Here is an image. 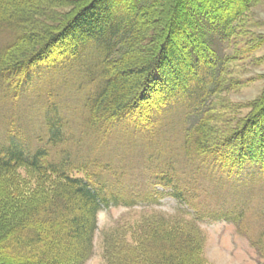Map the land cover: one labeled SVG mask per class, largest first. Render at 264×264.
Returning a JSON list of instances; mask_svg holds the SVG:
<instances>
[{
  "label": "trees",
  "instance_id": "16d2710c",
  "mask_svg": "<svg viewBox=\"0 0 264 264\" xmlns=\"http://www.w3.org/2000/svg\"><path fill=\"white\" fill-rule=\"evenodd\" d=\"M258 1L0 0V88L5 98H19L40 66L44 72L66 67L92 47L102 56L98 79L96 74L93 79L94 88L99 85L87 100L89 113L83 114L79 134L89 126L96 140L106 142L114 129L122 128L125 137L141 139L176 105L190 118L195 116V123L190 121L182 134L186 155L201 160L199 168L218 176L216 182L246 184L241 179L247 170L244 167L264 168V156L247 155V163H241L211 154L208 148L210 135L216 134L212 126L216 117L211 114L227 110L220 96L234 87L228 81L229 66L258 49L257 37L248 40L250 48L240 47L247 31L244 19ZM60 38L69 41L65 49L48 52ZM169 67L176 74L174 80L168 78ZM161 76H166L168 92L160 100L146 98L143 103L147 80ZM249 108L246 120L235 122L239 133L264 113V88ZM52 114L46 123L51 133L50 148L63 140L64 130L63 120ZM245 144L251 148L249 141ZM23 148L12 143L0 148L4 186L0 191V241L12 252L4 258L5 263L64 264L50 255L66 233L84 237L83 254L72 262L84 264L92 254L97 214L119 205H136L134 198L111 191L99 178L106 173L112 176V187L118 191L127 173L123 167L114 169L102 160L89 159L75 168L81 175L71 176L63 169L66 157L64 163L47 160L46 145L31 154ZM163 163L161 167H172ZM21 169L29 171L33 180L20 178ZM169 175L160 173L157 179L181 200L183 187L172 186ZM142 201L157 202L151 197ZM195 208L192 206L193 213L189 214L185 209L178 212L189 217L184 223H170L168 219L175 217L161 216L133 227L111 229L104 237V263L205 264L197 224L206 219L238 226L240 215Z\"/></svg>",
  "mask_w": 264,
  "mask_h": 264
},
{
  "label": "rangeland",
  "instance_id": "374dc122",
  "mask_svg": "<svg viewBox=\"0 0 264 264\" xmlns=\"http://www.w3.org/2000/svg\"><path fill=\"white\" fill-rule=\"evenodd\" d=\"M244 20L247 31L240 47H249L248 40L257 37L254 40L258 49L229 66L228 81L233 82L234 87L220 96L227 110L211 114L213 118L216 117L212 125L215 126L213 130L216 134L210 135L212 144L208 148L211 154L231 160L234 158L241 163H247L244 161L247 155L256 158L264 156V113L259 119L248 122L240 133L235 123L238 119L246 120L250 114L249 104L258 98L264 88V0H259ZM67 43L68 40L60 38L48 52H59L61 48L65 49ZM83 51L77 61L66 67L44 72L45 69L40 66L30 76V83L25 85L23 92H19V98H5V92L0 88V148L12 143L18 147L23 146L31 154L46 145L49 151L47 160L64 163L63 158L66 157L67 165H63V169L71 176L81 175L75 168L89 159L102 160L104 165L114 169L123 167L127 174L118 191L112 187L114 181L107 173L99 180L107 187L110 186L111 191L134 198L136 205H119L97 214L92 254L84 264H105L102 257L104 237L111 229L125 225L133 227L144 220L161 216L175 217L168 219L170 223L174 220L184 223L189 217L178 212L185 209L188 214L193 213L192 206L240 215L238 226L206 219L197 224L203 238L205 264H264V168L245 166L247 170H244L241 179L246 184L237 185L230 180L216 182L218 176L208 174L205 168H199L201 160L186 155L182 134L190 127V121L195 123V116L192 114L190 118L191 115L182 113L181 107L176 105L164 112L159 118L160 122L154 129L144 132L140 141L136 139L138 143L135 138L125 137L122 128L114 129L106 142L96 140L89 126H85L79 134L83 114L89 113L87 100L99 85L96 84L95 89L93 79L95 74L98 79L102 61L101 54L92 47ZM168 72V78L174 80L176 74L170 67ZM162 79L166 80V76L155 80L150 77L147 80V83L150 82L143 103L146 98L160 100L168 92V81ZM52 113L63 120L64 130L61 131L63 140L50 148L48 139L51 133L46 123L48 117L53 116ZM195 115L197 117V113ZM229 135L232 137L227 139ZM246 141H249L250 149H247ZM163 162L172 164V167H161ZM159 172L170 174L172 186L183 187L184 196L181 200L162 187L157 179ZM18 174L20 178L29 179L27 181L33 180L26 169L19 170ZM1 181L0 191L4 188ZM143 197H151L157 202H144ZM76 214L79 216L80 212L76 211ZM60 241V245L54 244L52 247L51 258L72 264L83 254L84 237L80 234H62ZM4 245L0 241V264H6L4 258L12 253Z\"/></svg>",
  "mask_w": 264,
  "mask_h": 264
}]
</instances>
